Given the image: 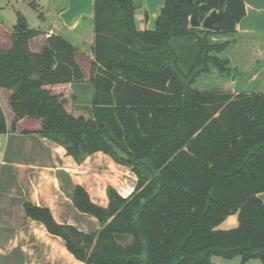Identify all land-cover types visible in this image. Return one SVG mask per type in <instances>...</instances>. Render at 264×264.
<instances>
[{
  "label": "trees",
  "instance_id": "trees-1",
  "mask_svg": "<svg viewBox=\"0 0 264 264\" xmlns=\"http://www.w3.org/2000/svg\"><path fill=\"white\" fill-rule=\"evenodd\" d=\"M142 1L93 0L87 81L70 38L53 32L39 51L30 50L29 39L45 33V8L28 1L38 13L37 29L16 12L11 47L0 49V88L10 91L14 117L8 128L0 106V135L15 131L23 117L36 119L40 127L33 132L64 147L76 163L100 151L137 178L128 197L108 187L104 208L58 172L74 206L100 223L96 232L59 224L48 208L29 201L24 211L83 264H214L212 256L236 255L264 264V201L258 197L264 192V94L194 86L209 73L221 79L240 74L220 54L235 45L246 5L202 0L200 20L224 10L215 32L189 26V0H164L154 29L139 30L134 13ZM211 35L227 39L214 42ZM65 83L89 86L91 115L74 116L62 95L46 88ZM233 214L235 227L217 228Z\"/></svg>",
  "mask_w": 264,
  "mask_h": 264
},
{
  "label": "crops",
  "instance_id": "crops-1",
  "mask_svg": "<svg viewBox=\"0 0 264 264\" xmlns=\"http://www.w3.org/2000/svg\"><path fill=\"white\" fill-rule=\"evenodd\" d=\"M28 1H34L46 11L45 33L29 39L30 50L39 51L47 35L53 32L70 38L78 45L76 59L85 80H89L93 58L90 51L93 0H0V17L4 20L0 22V49L11 47L9 26L16 22L17 11L27 18ZM243 1L246 14L236 25L238 36L264 34V0ZM163 5L164 0H143L142 7L134 13L136 28L153 30ZM39 22L35 29L41 27ZM46 88L61 94L69 105L70 98L73 101L79 95L78 84H55ZM9 95V90L0 88V106L8 128L14 117L11 108L7 110ZM39 127V120L23 117L16 122L15 131L0 135V264H83L68 252L60 237L49 234L42 223L26 215L23 203L29 201L46 207L57 223L92 233L100 229V223L74 206L62 188L58 172L65 173L71 184L82 187L93 204L104 208L109 202L108 187L128 197L135 189L137 178L127 166L100 151L76 163L64 147L33 132ZM258 197L264 201V192ZM228 219L235 227L236 214L225 220Z\"/></svg>",
  "mask_w": 264,
  "mask_h": 264
},
{
  "label": "rangeland",
  "instance_id": "rangeland-1",
  "mask_svg": "<svg viewBox=\"0 0 264 264\" xmlns=\"http://www.w3.org/2000/svg\"><path fill=\"white\" fill-rule=\"evenodd\" d=\"M28 4V2H27ZM20 8V7H19ZM27 16V22L34 28L38 26V13L32 9L29 5L25 9ZM10 11V10H8ZM13 11V10H12ZM10 13V12H7ZM14 18V14H12ZM40 25V22H39ZM211 41H224L227 38L223 36H209ZM235 45L229 50V52H223L220 56H226L231 61L232 65L235 66L239 75L235 79H221L215 74L209 73L202 75L196 80L194 86L201 90H220L230 92H242V91H263L264 92V35L256 36H237L235 39ZM257 74V75H256ZM257 76V78H256ZM79 95L76 96V100L70 98V105L65 102L67 111H70L74 116L91 115V96L92 91L86 85L82 88H76ZM69 102V101H68ZM7 110L10 111L9 105ZM229 219L225 220L218 229H230L234 226L229 223ZM237 215L236 223L237 225ZM210 261L214 264H262L260 259H250L246 262H241L240 256L236 255L231 258H223L220 256H212Z\"/></svg>",
  "mask_w": 264,
  "mask_h": 264
},
{
  "label": "water",
  "instance_id": "water-1",
  "mask_svg": "<svg viewBox=\"0 0 264 264\" xmlns=\"http://www.w3.org/2000/svg\"><path fill=\"white\" fill-rule=\"evenodd\" d=\"M192 6V12L189 16V26L193 28H202L205 30H211L219 32L221 28L216 25L224 13V10H212L202 20L199 19V13L202 9V0H189Z\"/></svg>",
  "mask_w": 264,
  "mask_h": 264
}]
</instances>
